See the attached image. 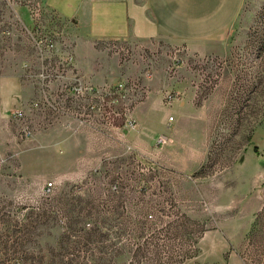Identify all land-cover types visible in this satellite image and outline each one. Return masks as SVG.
Masks as SVG:
<instances>
[{"label": "rangeland", "instance_id": "374dc122", "mask_svg": "<svg viewBox=\"0 0 264 264\" xmlns=\"http://www.w3.org/2000/svg\"><path fill=\"white\" fill-rule=\"evenodd\" d=\"M37 1L0 0V264H264V0L200 42L30 28Z\"/></svg>", "mask_w": 264, "mask_h": 264}, {"label": "crops", "instance_id": "0c3cea01", "mask_svg": "<svg viewBox=\"0 0 264 264\" xmlns=\"http://www.w3.org/2000/svg\"><path fill=\"white\" fill-rule=\"evenodd\" d=\"M43 11L71 22L92 41L151 40L160 36L185 42L224 38L244 0H39ZM22 19L34 23L28 9ZM0 115L18 112L24 93L14 73L2 75Z\"/></svg>", "mask_w": 264, "mask_h": 264}, {"label": "built area", "instance_id": "2783aa9c", "mask_svg": "<svg viewBox=\"0 0 264 264\" xmlns=\"http://www.w3.org/2000/svg\"><path fill=\"white\" fill-rule=\"evenodd\" d=\"M28 9H29V13H30L32 20L34 22H36L37 16L39 15V11L41 9L40 1H37L33 6L28 7ZM68 60H71V59L68 58ZM40 77L42 78V80H44L47 76H45L44 74H41ZM87 89H89V88L84 87L81 82H77L74 84V86H72L71 91L74 95L79 96V95H82L84 93V91H86ZM16 115L21 116V112H17ZM27 135H31V131L28 130ZM158 141L160 143L163 142L162 139H159ZM54 188H55V184L53 182H48L44 186V194H46V195L51 194L53 192Z\"/></svg>", "mask_w": 264, "mask_h": 264}]
</instances>
